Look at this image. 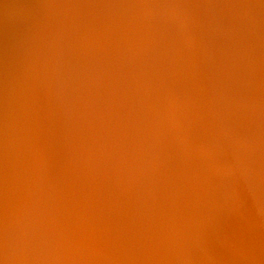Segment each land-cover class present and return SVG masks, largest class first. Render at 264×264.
Wrapping results in <instances>:
<instances>
[{
    "label": "bare ground",
    "instance_id": "1",
    "mask_svg": "<svg viewBox=\"0 0 264 264\" xmlns=\"http://www.w3.org/2000/svg\"><path fill=\"white\" fill-rule=\"evenodd\" d=\"M146 3L0 0V264L21 255L24 264H264V0H174L154 10L148 54L135 60L128 55L148 41ZM59 21L67 38L109 23L118 36L98 28L113 37L96 38L97 52H63L76 62L60 60L54 78L43 49ZM82 73L91 83L62 94ZM35 115L40 168L31 173ZM170 155V167L122 201ZM25 186V224L11 246L12 193Z\"/></svg>",
    "mask_w": 264,
    "mask_h": 264
},
{
    "label": "rangeland",
    "instance_id": "2",
    "mask_svg": "<svg viewBox=\"0 0 264 264\" xmlns=\"http://www.w3.org/2000/svg\"><path fill=\"white\" fill-rule=\"evenodd\" d=\"M142 1V3H143V1H146L147 3V7L149 8V12H147V13H145L144 14V16L146 17V16H148V17H144L143 19V22H142V24L144 25H142L144 28H145V32H146V36H147V38H148V41L146 42V46L144 47V48H142V50L141 51H145L144 52V54H138L137 56L135 55V56H129L128 55V57H133V59H135L134 57H136V59L135 60H137V59H141L139 56H141L142 58L144 57V55H146V54H148V51H146L145 50V48L148 46V44H149V42L151 41V37H152V35H153V20L155 19V14H156V12H162V8L164 7V6H167V5H170V6H173V5H175L174 3H173V1L174 0H161L160 2H156L155 0H141ZM152 3V4H150V5H148L149 3ZM162 2V3H161ZM157 3V4H156ZM154 4H155V6H154ZM173 4V5H172ZM153 5V6H152ZM137 8V7H136ZM156 12H155V11ZM251 13H252V15L256 18L257 16V19H259L260 20V18L259 17H262V15L256 10V9H251V11H250ZM149 15H150V17H149ZM260 15V16H259ZM149 19V20H148ZM152 19V20H151ZM126 21V20H125ZM150 21V22H149ZM63 23V21H59L58 23L60 24V26H59V24L56 22V24H55V28L53 27V29H51L50 28V26H47V28H48V30H47V28L45 29V31L48 33L49 32V34H48V36L50 35V34H52V35H54V36H52V35H50L49 37H47L46 39L48 40L47 42H45V47H44V49H43V52H46L45 54H48L47 52H49V53H51L52 52V56H50V54L48 55L49 57H54L53 59L54 60H52V63H53V61H54V65H52V66H54V70L52 69L53 67L51 66V68H50V71H51V69L53 70V71H51V73H52V77H54V78H56L55 76L57 75H55V67H58V68H60L61 66L60 65H57L59 62H60V60H63L62 62L65 64V65H72L73 64V62H74V60L75 59H72V60H65V59H63L64 57H63V52L66 54L67 53V51H68V49H69V51L70 50H72V51H70L69 53H67L68 55H73V53H79V52H83V53H87L88 52V50H89V52L91 53V52H97V51H93L92 49L94 48V45H95V48L97 49V47H96V40L97 41H99L100 39V37H101V39L102 40H104V38H103V36L106 38V36H108L109 34V37H113L112 36V34L111 33H108L107 35L106 34H104L105 32H110V31H112V33H113V35L115 36V35H117L118 36V34L116 33V32H114L115 30L113 29L112 30V28H114V24L112 23V24H105L104 25V27H103V25H100V27H98V26H96L97 27V29L98 28H103L102 30L103 31H105V32H102V30L100 29H98V31H100L101 33H103V35L102 34H100V32L98 33L97 32V29H96V27H90V32L86 29V31L88 32V33H86V31L85 30H81V34L83 35H81V34H79V35H81V37L79 36V35H77V31H74L73 33H70L69 34V36L71 35V34H74V35H72L73 37H76V35L78 36L77 37V39L76 38H73L72 39V37L70 36L69 38H67L68 37V33H63V32H66L67 31V28L68 27H66V25L67 24H65V29L66 30H64V24H62ZM125 24H127L126 22H124ZM108 25H110L109 27H108ZM149 25H151L150 27H149ZM259 25H261V23L259 24ZM63 28L62 30H64V31H62V34L60 33L61 32V30L59 31V29H57V28ZM107 27L109 28L108 30L109 31H107ZM146 27H148V28H146ZM261 27H263L264 28V26L262 25ZM258 28H259V26H258ZM262 28V29H263ZM51 29V30H50ZM96 31H95V30ZM151 29V30H150ZM58 32H57V31ZM92 30V31H91ZM53 32V33H50V32ZM83 31V32H82ZM149 31V32H148ZM91 32H93V34L92 35H90L91 34ZM94 32H95V34H94ZM150 32H152V33H150ZM61 35H63L64 34V36L63 37H65V38H63L62 39V36H59L60 34ZM79 33H80V30H79ZM90 33V34H89ZM116 33V34H115ZM87 34H89V35H87ZM99 34H100V36H99ZM86 35V36H85ZM95 35H96V37H95ZM97 35L99 36V37H97ZM51 36H52V39H53V41H51L50 39H51ZM85 36V37H84ZM91 36V37H90ZM54 37H56L55 39H54ZM60 37V38H59ZM84 37V38H83ZM86 37H87V40H86ZM89 37H90V39H89ZM92 37H94V40L92 39ZM50 38V39H49ZM97 38V39H96ZM65 39V41H67L66 42V44L68 43V45H67V47H69V48H67L65 45V43H63L62 41ZM70 39H72V41L74 42V43H77V44H70V45H72L71 47L69 46V42L70 43H73ZM88 39H89V41H88ZM106 39H108V37L106 38ZM49 40H50V42H52V43H49ZM54 40H55V42H54ZM68 40H70L69 42H68ZM81 40V42L80 43H83V44H81V46H80V43H79V41ZM83 40V41H82ZM93 40V41H92ZM57 41V42H56ZM59 41V42H58ZM64 41V42H65ZM94 41H95V44H94ZM106 41V40H105ZM54 42V43H53ZM88 42H89V44H88ZM48 43H49V47H52V49H47L48 48ZM60 44V45H62V46H59L58 44ZM79 43V44H78ZM85 43H86V45L88 44L89 45V47H91V48H89L88 47V45H87V50H86V47H83V46H85ZM50 44H52V45H54V47L53 46H51ZM57 44V45H56ZM92 44V45H91ZM94 44V45H93ZM58 46L57 48H58V50H57V48H56V46ZM75 45V46H74ZM79 45V46H78ZM156 45V44H155ZM46 46H47V48H46ZM63 46H65V47H63ZM73 46H74V48H73ZM79 47V48H78ZM93 47V48H92ZM154 47V46H153ZM152 47V48H153ZM54 48H56V49H54ZM60 48H61V50H60ZM73 48V49H72ZM94 48V49H95ZM46 49V50H45ZM65 49H67L66 51H65ZM77 49V50H76ZM80 49V50H79ZM51 50H53V51H51ZM57 51L58 53L57 54H55V52ZM77 51V52H76ZM60 52V53H59ZM73 52V53H72ZM146 53V54H145ZM60 54V55H59ZM74 54V55H75ZM55 55V56H54ZM58 57H57V56ZM61 55H62V57H61ZM73 55V56H74ZM67 56V55H66ZM71 56H69L70 58H71ZM72 56V57H73ZM60 58V59H58V60H56V58ZM139 57V58H138ZM62 58V59H61ZM58 61L57 63H56V61ZM72 61V63H70ZM76 62V61H75ZM74 62V63H75ZM56 63V64H55ZM56 65V66H55ZM96 62H94L93 61V63L90 65V66H87L86 68L84 67V68H80V67H77L76 68V70H79L80 72H82V71H84L85 72V70H90V69H94L96 66ZM69 67V66H68ZM73 71V70H72ZM57 73V72H56ZM54 74V75H53ZM80 76L82 77L80 80H78L77 78H75V77H72L71 79H69L68 80V83L66 84V85H64L65 86V89H64V91H63V93L62 94H64L66 91H68V89L70 90L71 88H72V86H76V85H78V87L80 88V89H84L87 85H89L90 83H91V80H87L88 81V84L86 85L84 82H83V80H85L87 77H88V75L86 74V73H82V74H80ZM53 79V78H52ZM51 79V80H52ZM88 79V78H87ZM54 80V81H53ZM52 80V85H49L48 87H47V93L45 92L44 93V95L45 94H47L46 96H45V101L44 102H46L48 99V101H47V103H45V106L47 105L48 107H49V105H50V103H52L51 104V106L50 107H52V108H48V107H46V109H45V115H43V118H44V122L41 124V126H43L42 127V129L43 130H47L48 131V129H49V127H50V124H52V122H48V121H51L53 118L51 117L52 115H51V113L53 114V108H55V101H56V99H55V97L53 96V94H56L57 95V92L55 91V90H57L58 89V87H59V79H53ZM101 80V79H100ZM57 81V82H56ZM82 81V82H81ZM54 83H56L58 86H56V84L55 85H53ZM36 84V83H35ZM35 86V85H34ZM52 89L53 88V90L51 91L50 90V88ZM36 88V87H35ZM50 91H49V90ZM48 91H49V93H48ZM58 91V90H57ZM54 92V93H53ZM48 94H51V97L50 98H47L48 97ZM50 96V95H49ZM57 97V96H56ZM65 103H67V104H70L71 103V100H65ZM252 105V104H251ZM32 107V106H31ZM33 108V107H32ZM48 108V109H47ZM52 109V110H51ZM33 111L35 114H38V111H37V109L36 108H33V109H31L30 108V111ZM48 110V111H47ZM51 110V111H50ZM31 111V112H32ZM261 111L262 110H260L259 111V118L260 119H263L264 118V111L261 113ZM48 112V113H47ZM32 115V113L30 114V116ZM48 115H51L50 117L48 116ZM36 116V117H35ZM33 118L34 119H36L37 117H38V115H35ZM247 117V116H246ZM246 117H243L244 119L246 118ZM249 117H250V120H249V122H246L247 124V126L248 125H250V124H252L253 126L252 127H255L254 126V124H253V122H252V117H251V115L250 116H248L247 118L249 119ZM31 119H32V121H33V118L32 117H30ZM49 118H51V119H49ZM49 119V120H48ZM248 119H246L247 121H248ZM32 121H30V127H31V129H32V131H33V133H32V140H28V142H27V145H29L30 144V149H33L34 150V157H33V160L30 162L29 161V164H28V166L30 167V169H29V172H31V171H33V170H35L36 172H37V170H38V168H40V155H39V147L37 146L38 144V142H36L35 140H39V136L38 135H36V134H34V133H36L37 132V134H38V131H34L35 129H37V122H38V118L36 119V121L35 122H33V124H31V122ZM213 122H215V121H213ZM35 123V124H34ZM34 125V126H33ZM35 125H36V127H35ZM39 125V127H41L40 126V124H38ZM245 125V126H246ZM243 127L244 129L245 128H247V130L248 131H243L244 133H248V132H250L251 130L250 129H252V127H251V125L250 126H246V127ZM34 127V128H33ZM243 128H242V130H243ZM34 129V130H33ZM241 130V131H242ZM246 130V129H245ZM253 130V129H252ZM244 133H243V136H244ZM34 135V136H33ZM36 137V138H35ZM255 141V143L256 144H258L259 143V141L258 140H254ZM29 143V144H28ZM1 148V147H0ZM249 149H251V148H249ZM249 154H250V152H249ZM251 157V156H250ZM258 156H256V157H254V158H256L255 159V162H258V159H259V157L257 158ZM178 158V157H177ZM210 159H212L211 161L213 162V160H214V158H210ZM173 160H176V158H175V156H173V155H170V156H167V157H165L164 159H162V161H160V167L158 168V171L156 170V171H146V172H142V174L140 175V177H138L139 179H140V181H139V183H137V184H135V187L132 189L131 188V190L129 191V193L128 194H126V196L125 197H123V199H122V201L125 199V198H127V197H129L134 191H135V189L137 188V185L139 186L140 184H142V183H144L147 179H151L152 177H154L155 175H158V174H161L162 172H164L165 170H166V167L167 166H169L170 167V165H172V162H173ZM223 161V162H222ZM221 162H216L218 165H220V163H223L222 165L223 166H225V164L224 163H226L227 161L225 160H222ZM36 166V167H35ZM32 173V172H31ZM138 179V180H139ZM137 190V189H136ZM13 195H12V198L14 199V201H13V204H12V210H11V213H10V215H11V222H12V226L13 227H11L12 228V234H11V246L13 245V243L19 238V236H20V234L23 232V227H24V224H25V222H24V219H25V217L24 216H21V212L22 211H24L25 210V203L24 202H26V201H24V200H26V198H27V196H26V186L25 187H23L22 189H21V187H18L16 190H14V192L12 193ZM19 195V196H18ZM20 195H22V196H20ZM15 196V197H14ZM22 197H23V199H22ZM22 199V200H21ZM117 200V199H116ZM24 204V205H23ZM15 208V209H14ZM15 211V212H14ZM116 216H117V211L115 212V214L111 217V221H110V223H112L113 224V222H115V218H116ZM20 219V220H19ZM19 220V221H18ZM109 234V233H108ZM25 256V257H24ZM21 257H24L23 258V260H22V258ZM12 259L10 260L11 262H9L10 264H24V263H22V261L24 262V260H26V255H21V256H16V258H13V257H11ZM18 258V259H17ZM19 258H21V259H19ZM27 261V260H26ZM16 262V263H15Z\"/></svg>",
    "mask_w": 264,
    "mask_h": 264
}]
</instances>
